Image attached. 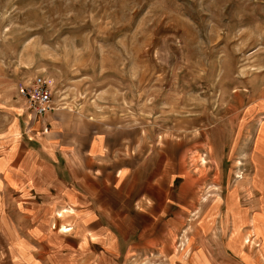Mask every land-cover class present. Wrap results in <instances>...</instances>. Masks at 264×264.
I'll use <instances>...</instances> for the list:
<instances>
[{
    "label": "rangeland",
    "instance_id": "1",
    "mask_svg": "<svg viewBox=\"0 0 264 264\" xmlns=\"http://www.w3.org/2000/svg\"><path fill=\"white\" fill-rule=\"evenodd\" d=\"M36 75L48 80L54 108L133 126L145 150L163 141L166 177L176 175L184 190L182 212L159 219L130 211L112 224L134 244L102 264L204 263L195 253L214 264L256 258L264 0H0V132ZM68 225L57 228L61 236H90L84 224Z\"/></svg>",
    "mask_w": 264,
    "mask_h": 264
},
{
    "label": "crops",
    "instance_id": "2",
    "mask_svg": "<svg viewBox=\"0 0 264 264\" xmlns=\"http://www.w3.org/2000/svg\"><path fill=\"white\" fill-rule=\"evenodd\" d=\"M15 109L10 127L0 132V261H116L134 244L111 230L124 214L148 212L164 219L166 213L182 212L186 207L182 185L177 188L172 182L176 175L166 177L171 162L163 141H155L145 150L137 128L71 108H54L43 115L23 104ZM260 129L263 134L264 127ZM133 149L135 156L130 154ZM254 154L257 157L258 152ZM254 187L260 193L259 207L264 190ZM259 212L251 215L250 224L256 229L260 248L255 259L240 258L241 264L264 260V216ZM68 224H84V232L90 236H61L57 228L67 231L63 228ZM105 233L108 236L102 235ZM200 256L195 253L197 260L204 261L200 263L214 264L210 254ZM190 257L192 261L193 254Z\"/></svg>",
    "mask_w": 264,
    "mask_h": 264
},
{
    "label": "built area",
    "instance_id": "3",
    "mask_svg": "<svg viewBox=\"0 0 264 264\" xmlns=\"http://www.w3.org/2000/svg\"><path fill=\"white\" fill-rule=\"evenodd\" d=\"M25 107L36 115H43L54 109L51 99V87L48 80L41 75L34 76L19 93Z\"/></svg>",
    "mask_w": 264,
    "mask_h": 264
},
{
    "label": "bare ground",
    "instance_id": "4",
    "mask_svg": "<svg viewBox=\"0 0 264 264\" xmlns=\"http://www.w3.org/2000/svg\"><path fill=\"white\" fill-rule=\"evenodd\" d=\"M64 230H68V229H65V228H63Z\"/></svg>",
    "mask_w": 264,
    "mask_h": 264
}]
</instances>
